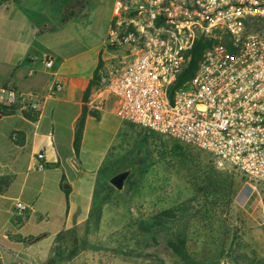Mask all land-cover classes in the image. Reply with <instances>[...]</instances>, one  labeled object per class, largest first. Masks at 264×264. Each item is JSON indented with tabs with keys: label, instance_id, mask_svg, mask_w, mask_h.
Listing matches in <instances>:
<instances>
[{
	"label": "crops",
	"instance_id": "obj_1",
	"mask_svg": "<svg viewBox=\"0 0 264 264\" xmlns=\"http://www.w3.org/2000/svg\"><path fill=\"white\" fill-rule=\"evenodd\" d=\"M91 1L0 0V105L4 91L35 95L42 103L36 122L24 118L17 107L12 114L0 116V230L13 222L15 202L29 208L17 232L6 230L4 238L11 249L7 253L0 249V264H107L95 250H86L95 247L86 237L93 223L98 172L115 134H108L105 125L108 111L115 114V100L109 106L95 74L99 67L104 75L127 63L131 49L114 54L105 45L114 9L100 31H92ZM85 39L102 41L91 46ZM46 56L53 61L50 69L42 64ZM54 83L62 90L52 92ZM83 110L86 115L76 157L73 143ZM40 152L43 170H55V184L66 183L69 189L67 200L61 191L64 209L58 228L52 231L31 221L39 200L36 196L48 174L33 170ZM29 173L36 174L31 177ZM21 175L24 181L19 196L14 197L12 187ZM31 178L35 184L29 185ZM28 194L33 196L28 198ZM26 238L31 240L23 242Z\"/></svg>",
	"mask_w": 264,
	"mask_h": 264
},
{
	"label": "built area",
	"instance_id": "obj_2",
	"mask_svg": "<svg viewBox=\"0 0 264 264\" xmlns=\"http://www.w3.org/2000/svg\"><path fill=\"white\" fill-rule=\"evenodd\" d=\"M114 10L105 45L130 48L131 59L100 75L99 83L114 97L116 117L264 184V33L254 28L264 26V0H114ZM201 38L212 42L194 75L175 88ZM42 64L50 69L53 61L46 56ZM4 94L2 107L41 109L35 95ZM43 158L36 155L34 171L44 169ZM28 209L14 203L17 225Z\"/></svg>",
	"mask_w": 264,
	"mask_h": 264
},
{
	"label": "rangeland",
	"instance_id": "obj_3",
	"mask_svg": "<svg viewBox=\"0 0 264 264\" xmlns=\"http://www.w3.org/2000/svg\"><path fill=\"white\" fill-rule=\"evenodd\" d=\"M90 5V27L98 33L114 12V0H92ZM254 28L264 33V26ZM101 41L85 39L91 46ZM122 49L110 50L119 54ZM100 87L111 106L114 97L106 84ZM105 117L107 133L115 134L102 167L103 179L109 183L120 172L130 174L121 191L97 184L99 199L86 237L95 247L87 251L95 250L107 264H221L223 259L231 264H264V184L243 178L236 168L218 163L206 152L124 124L113 111ZM37 172L48 174L31 221L52 231L60 223L61 187L67 184H55L53 169ZM32 179L29 185L35 184ZM23 181L24 175L16 179L14 197ZM19 228L13 218L0 230V249L5 253L11 249L4 238L6 230L14 233Z\"/></svg>",
	"mask_w": 264,
	"mask_h": 264
},
{
	"label": "trees",
	"instance_id": "obj_4",
	"mask_svg": "<svg viewBox=\"0 0 264 264\" xmlns=\"http://www.w3.org/2000/svg\"><path fill=\"white\" fill-rule=\"evenodd\" d=\"M211 42H212V40H207V39H203V38L199 39L196 42L193 49L188 53L187 62L184 65V67H183V69H182V71H181V73L177 79L175 88L181 86L183 82L190 79L194 75V73L197 69L198 62H199L200 57L202 55V52L204 51V49L208 45H210ZM97 79H98V77L95 76V80H97ZM15 110H16L15 107L5 108V107H2L0 105V115H2V116L7 115V114H12L13 112H15ZM22 115L27 120H29L31 122H36L37 117H38V112L36 113L32 110H26V111H22ZM85 115H86V112H85V110H83V113H82L81 117L79 118V120L76 124V131H75V137H74V143H73L74 153H75L76 157H78L79 150H80ZM95 118L98 119L97 116H95ZM175 142H177V141H175ZM49 167H50V165H49ZM55 167H57L56 164H55ZM102 167H103V165H102ZM102 167L98 172L97 184L102 182V184L104 185V187L106 188L107 191L112 190V187L106 181V179L105 178L103 179V175H105V173H104L105 167L104 168H102ZM240 174L242 175L243 178H245V176L241 172H240ZM63 182H64V179H63ZM61 191L64 193L65 198L67 200V197L69 194V189H62V187H61ZM95 199H99L97 185H96L95 195L93 198V209H94V206L96 203ZM60 237H61V235L59 234V235H57L56 239L59 240ZM30 240H31L30 238L22 239L23 242H27ZM178 251H179V249H178Z\"/></svg>",
	"mask_w": 264,
	"mask_h": 264
},
{
	"label": "water",
	"instance_id": "obj_5",
	"mask_svg": "<svg viewBox=\"0 0 264 264\" xmlns=\"http://www.w3.org/2000/svg\"><path fill=\"white\" fill-rule=\"evenodd\" d=\"M130 172L128 170H125L123 172H120L109 180L110 185L115 188L117 191H121L124 187V183L126 179L128 178ZM68 185H65L64 189H67ZM221 264H231L228 259H223Z\"/></svg>",
	"mask_w": 264,
	"mask_h": 264
}]
</instances>
